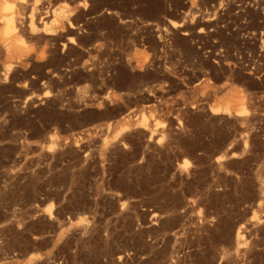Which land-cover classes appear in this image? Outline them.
Listing matches in <instances>:
<instances>
[{
	"label": "rangeland",
	"instance_id": "1",
	"mask_svg": "<svg viewBox=\"0 0 264 264\" xmlns=\"http://www.w3.org/2000/svg\"><path fill=\"white\" fill-rule=\"evenodd\" d=\"M25 2L0 0V264H264V0Z\"/></svg>",
	"mask_w": 264,
	"mask_h": 264
},
{
	"label": "bare ground",
	"instance_id": "2",
	"mask_svg": "<svg viewBox=\"0 0 264 264\" xmlns=\"http://www.w3.org/2000/svg\"><path fill=\"white\" fill-rule=\"evenodd\" d=\"M17 2H18V1H17ZM19 3H20L21 6H22V3H23V5H24V3H26V2H25V0H19ZM17 4H18V3H17ZM20 4H19V5H20ZM17 6H18V5H17ZM14 19H15V18H14Z\"/></svg>",
	"mask_w": 264,
	"mask_h": 264
}]
</instances>
